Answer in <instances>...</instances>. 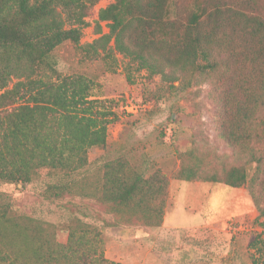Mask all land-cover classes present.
<instances>
[{"label":"trees","instance_id":"1","mask_svg":"<svg viewBox=\"0 0 264 264\" xmlns=\"http://www.w3.org/2000/svg\"><path fill=\"white\" fill-rule=\"evenodd\" d=\"M98 1L0 0V180L29 183L46 169L52 196L95 200L113 215L107 224L160 226L169 178L159 167L145 175L121 155L87 172L89 153L107 145L108 117L117 116L91 97L86 76L58 72L53 51L69 41L86 59L121 55L173 89L190 84L174 85L177 71L211 74L226 114L221 136L244 151L264 140V0H112L97 11L98 36L81 43ZM248 151L245 164L212 173L188 151L191 161L172 176L246 185L264 224V151ZM104 244L101 229L78 216L56 223L0 203V264H123L105 256ZM248 247L252 264H263L264 239Z\"/></svg>","mask_w":264,"mask_h":264},{"label":"rangeland","instance_id":"2","mask_svg":"<svg viewBox=\"0 0 264 264\" xmlns=\"http://www.w3.org/2000/svg\"><path fill=\"white\" fill-rule=\"evenodd\" d=\"M111 1L99 0L93 6L81 30V43L98 36L97 11ZM53 55L61 75L86 76L91 97L101 100L106 110L117 116L116 120L108 117L107 145L89 153L87 172L93 171L99 160L121 155L145 175L159 167L169 178L163 222L155 227L107 224L114 217L95 200L52 196L46 189L51 180L46 169L29 183L0 180V203L17 213L56 223L78 216L101 229L105 256L123 264H252L254 251L248 244L257 235L264 239V224L257 219L247 186L172 176L183 163L191 161L184 155L188 151L197 155L202 170L210 173L219 172L222 166L245 164L250 159L249 149L255 155L264 151V140L252 139L248 149L242 151V145L222 138L220 125L226 114L217 101L219 90L213 86V76L177 71L178 79L173 84L177 86L181 79L190 84L173 89L160 74L149 76L121 55L116 63L100 56L86 59L69 41L58 45ZM14 81L12 77L9 86ZM125 94L151 100L152 108L136 115L121 113L118 104ZM261 112L264 115V110ZM249 164L252 173L255 163Z\"/></svg>","mask_w":264,"mask_h":264},{"label":"built area","instance_id":"3","mask_svg":"<svg viewBox=\"0 0 264 264\" xmlns=\"http://www.w3.org/2000/svg\"><path fill=\"white\" fill-rule=\"evenodd\" d=\"M122 102L119 105V111L127 115H136L142 111L152 108L151 100L136 99L128 94L123 96Z\"/></svg>","mask_w":264,"mask_h":264},{"label":"crops","instance_id":"4","mask_svg":"<svg viewBox=\"0 0 264 264\" xmlns=\"http://www.w3.org/2000/svg\"><path fill=\"white\" fill-rule=\"evenodd\" d=\"M172 184V183H171Z\"/></svg>","mask_w":264,"mask_h":264}]
</instances>
